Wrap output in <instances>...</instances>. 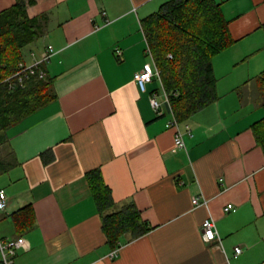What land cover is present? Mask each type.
Wrapping results in <instances>:
<instances>
[{"label":"crops","instance_id":"crops-1","mask_svg":"<svg viewBox=\"0 0 264 264\" xmlns=\"http://www.w3.org/2000/svg\"><path fill=\"white\" fill-rule=\"evenodd\" d=\"M167 1L27 6L43 32L22 49L23 61L52 46L44 67L54 98L7 129L0 146V236L28 243L16 264H264V150L252 131L264 117L256 85L264 0H216L233 41L212 58L216 100L177 122L184 148H174L173 115L150 105L158 80L141 91L133 77L152 61L142 20ZM14 3L0 0V12ZM94 169L117 206L132 201L152 226L115 256L86 180ZM24 207L32 213L21 229L14 218ZM205 218L219 242L202 240Z\"/></svg>","mask_w":264,"mask_h":264},{"label":"trees","instance_id":"trees-1","mask_svg":"<svg viewBox=\"0 0 264 264\" xmlns=\"http://www.w3.org/2000/svg\"><path fill=\"white\" fill-rule=\"evenodd\" d=\"M34 2L15 0L11 7L0 12V81L23 60L22 49L42 35L43 18H30L26 12L27 6ZM142 28L177 122L186 121L216 100L212 58L233 41L219 2L167 1L142 20ZM256 85L259 103L264 108V70L256 77ZM53 98L50 80L30 79L24 88L12 92L0 86V146L7 141V129ZM252 131L257 145L264 150V117L252 125ZM86 180L111 248L116 249L152 229L132 201L116 205L99 169L87 172ZM20 212L24 217L19 214L14 219L22 229L29 225L26 220L31 219L32 212L30 207Z\"/></svg>","mask_w":264,"mask_h":264},{"label":"built area","instance_id":"built-area-1","mask_svg":"<svg viewBox=\"0 0 264 264\" xmlns=\"http://www.w3.org/2000/svg\"><path fill=\"white\" fill-rule=\"evenodd\" d=\"M53 48L51 45H47L45 49L36 56L34 53H31L32 61L26 63L23 60L19 61L16 69L8 77L0 81V86L5 87L7 91L12 92L17 88H24L26 81L33 79L43 81L46 77L45 64L49 61L50 57L53 54ZM116 54H119L120 51L116 50ZM149 57H151V64H144L142 69L134 74V81L137 84L138 88L143 91L146 87V84L152 82L154 79L158 80L160 83V71L155 65L151 51L147 46L146 50ZM162 96V101H159L158 97ZM149 102L156 114H162L164 108L168 109L172 114V111L169 109L168 97L165 91L161 94L160 91H154L150 94ZM173 115V114H172ZM176 128L173 145L174 148H184V142L182 139V134L177 128V121L173 116L172 121L168 123ZM194 206H199L206 204L205 202H199L197 197H193L191 200ZM6 206V194L4 190L0 189V211L4 210ZM232 204H227L224 206L223 210L225 212L232 210ZM200 231L202 240L205 242L211 241H220V237L216 228V224L212 218H205L200 224ZM28 248V243L23 236H16L14 238L1 237L0 236V264H16L17 250ZM117 249L113 250L112 255L115 256ZM241 248L236 246L234 248V256L240 254Z\"/></svg>","mask_w":264,"mask_h":264},{"label":"rangeland","instance_id":"rangeland-1","mask_svg":"<svg viewBox=\"0 0 264 264\" xmlns=\"http://www.w3.org/2000/svg\"><path fill=\"white\" fill-rule=\"evenodd\" d=\"M158 82V84H157V88H158V90L160 91V93L162 94L163 93V88H162V85H161V83L159 82V81H157ZM158 99H159V101H162L163 99H162V96H160V97H158ZM1 226V225H0ZM1 233V232H0Z\"/></svg>","mask_w":264,"mask_h":264}]
</instances>
